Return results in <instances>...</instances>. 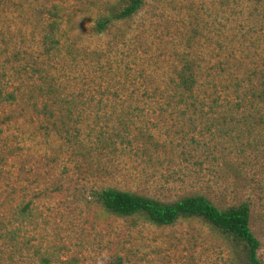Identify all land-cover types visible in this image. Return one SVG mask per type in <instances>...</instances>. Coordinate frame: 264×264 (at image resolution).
I'll return each instance as SVG.
<instances>
[{"label": "rangeland", "instance_id": "obj_1", "mask_svg": "<svg viewBox=\"0 0 264 264\" xmlns=\"http://www.w3.org/2000/svg\"><path fill=\"white\" fill-rule=\"evenodd\" d=\"M108 1L113 0H65L64 7L76 14L74 24L87 34ZM42 2L24 0L23 14L31 6L39 9ZM258 2L146 0L111 61L132 62L137 54L139 62L153 63L162 73L173 49L191 38L192 52L203 64L230 58L241 39L243 55L252 58L249 62L256 61L261 54L257 46L264 38ZM28 20L15 17L8 0H0L1 90H8V28L25 31ZM107 38L93 37L88 43L101 47ZM65 76L69 86L77 84L75 73ZM1 111L2 107L0 115ZM145 113V119L135 120L137 128L133 126L153 133L157 150L143 151L134 142L101 148L92 135L95 124L90 111L83 116L81 146L49 136L37 119L0 135L3 149L8 144L13 147L19 132L25 131L19 155L5 160L0 193L8 202L13 190L15 204L20 194L25 200L38 194L34 203L38 225L31 233L35 242L61 247L64 264L70 260L71 264H111L116 256L123 258V264H227L225 242L199 221L155 226L140 217L107 214L93 199L95 190L106 187L164 202L199 193L223 208L242 202L249 205L251 229L260 242L258 257L264 263V126L227 123L205 128L200 122L187 125L174 112ZM105 130L109 132L108 127Z\"/></svg>", "mask_w": 264, "mask_h": 264}, {"label": "trees", "instance_id": "obj_2", "mask_svg": "<svg viewBox=\"0 0 264 264\" xmlns=\"http://www.w3.org/2000/svg\"><path fill=\"white\" fill-rule=\"evenodd\" d=\"M64 1L43 0L39 9L31 6L23 14L24 0H8L11 14L29 20L25 31L8 28V90L0 89V135L37 119L49 136L81 146L83 116L90 111L98 125L92 135L101 148L134 142L148 151L159 147L153 133L134 128L135 120L145 119V111L174 112L187 125L200 122L205 128L227 123L264 126V38L257 46L261 54L256 61L249 62L252 58L243 55L241 39L230 58L207 64L192 52L191 38L173 49L158 73L156 65L139 62L137 54L132 62L111 61L146 0L106 2L87 34L76 27V14L66 10ZM258 5L264 22V0ZM93 37L108 40L93 48L88 43ZM67 72L77 75L74 87L65 82ZM21 131L13 147L3 144L7 149H0V182L7 157L9 161L21 152L25 134ZM7 179L9 183L11 177ZM12 191L8 202L0 193V264H64L61 247L36 243L31 235L38 225L34 205L38 194L28 200L20 194L15 204ZM93 199L107 214L140 217L155 226L199 221L225 242L227 264H264L258 257L260 242L251 229L246 202L223 208L199 193L164 202L114 187L95 190ZM111 264H123V258L116 256Z\"/></svg>", "mask_w": 264, "mask_h": 264}]
</instances>
